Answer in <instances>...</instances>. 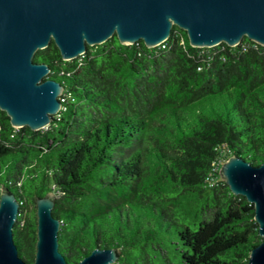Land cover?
I'll list each match as a JSON object with an SVG mask.
<instances>
[{"label": "trees", "instance_id": "16d2710c", "mask_svg": "<svg viewBox=\"0 0 264 264\" xmlns=\"http://www.w3.org/2000/svg\"><path fill=\"white\" fill-rule=\"evenodd\" d=\"M188 37L173 26L153 48L115 35L73 60L54 41L36 51L65 86L62 109L35 131L0 108V196L8 187L21 203L13 235L29 264L36 198L49 192L70 264L115 246L114 264H249L263 240L255 206L220 169L234 154L264 161V46L197 48Z\"/></svg>", "mask_w": 264, "mask_h": 264}, {"label": "water", "instance_id": "95a60500", "mask_svg": "<svg viewBox=\"0 0 264 264\" xmlns=\"http://www.w3.org/2000/svg\"><path fill=\"white\" fill-rule=\"evenodd\" d=\"M173 26L197 48L221 43L234 47L246 37L264 46V0H0V108L15 127L37 131L62 109L65 86L47 77L51 68L34 60L36 51L54 41L63 58L83 55L89 45L113 36L132 45L143 40L157 47ZM235 195L254 204L263 237L249 264H264V161L260 165L231 155L220 169ZM37 250L34 264H70L60 250L61 220L53 213L56 194L36 198ZM21 203L8 187L0 196V264H29L20 256L14 224ZM118 246L96 247L77 264H114Z\"/></svg>", "mask_w": 264, "mask_h": 264}, {"label": "rangeland", "instance_id": "374dc122", "mask_svg": "<svg viewBox=\"0 0 264 264\" xmlns=\"http://www.w3.org/2000/svg\"><path fill=\"white\" fill-rule=\"evenodd\" d=\"M164 236L167 237L166 242L169 245V249L170 250H173L174 244L171 241H172V237H174V234L172 233V230L170 228H169V230H166L164 232ZM173 259L176 261V258L175 257H173Z\"/></svg>", "mask_w": 264, "mask_h": 264}, {"label": "built area", "instance_id": "2783aa9c", "mask_svg": "<svg viewBox=\"0 0 264 264\" xmlns=\"http://www.w3.org/2000/svg\"><path fill=\"white\" fill-rule=\"evenodd\" d=\"M167 40V39H166ZM166 40L165 41H163L160 45H158L157 47H160V48H165V47H167V42H166ZM220 45V44H219ZM218 46V45H217Z\"/></svg>", "mask_w": 264, "mask_h": 264}]
</instances>
